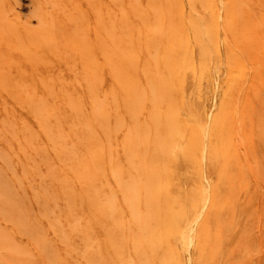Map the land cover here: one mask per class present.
<instances>
[{"label": "rangeland", "instance_id": "rangeland-1", "mask_svg": "<svg viewBox=\"0 0 264 264\" xmlns=\"http://www.w3.org/2000/svg\"><path fill=\"white\" fill-rule=\"evenodd\" d=\"M8 2L33 25L44 2L59 49L0 82V264H186L187 223L192 264H264V0Z\"/></svg>", "mask_w": 264, "mask_h": 264}, {"label": "bare ground", "instance_id": "bare-ground-1", "mask_svg": "<svg viewBox=\"0 0 264 264\" xmlns=\"http://www.w3.org/2000/svg\"><path fill=\"white\" fill-rule=\"evenodd\" d=\"M46 2V1H45ZM0 3L4 6V14L5 15H9V16H11L10 18H7L6 20H5V22H3V24H0V82H3V84H9V83H17V82H19L20 80H22V81H27V80H32V79H36V76H35V70H36V67L38 66V65H40V64H42V63H45V62H49V57H51L52 56V54H54V52H58V49H59V47H57V44L54 42V36H53V33H52V24H54V23H51V21L49 20V16H50V11H48L47 10V7H46V5L44 4V2H43V4H42V6H44V8L42 9V10H40L38 13H37V20H36V25H33V24H31L32 22H31V20H28V21H23V20H21V19H18L16 16H14V14H13V8L11 7V5H10V3L8 2V0H3V1H1L0 0ZM49 3V2H48ZM47 3V4H48ZM55 4V3H54ZM48 6V5H47ZM167 9V8H166ZM221 9L222 8H220V11H221ZM165 10V9H164ZM7 11V12H6ZM165 12H167V11H165ZM186 12V11H185ZM220 13H222V12H220ZM185 15V14H184ZM203 14H200V16H199V18L202 16ZM73 16V18H75V19H77V16L76 15H72ZM167 15H166V13H165V17H166ZM222 16V15H221ZM52 17V16H51ZM220 17V16H219ZM167 18V17H166ZM198 18V17H197ZM222 19V18H221ZM98 20H99V18H98ZM200 20H202V17H201V19ZM54 21V20H53ZM200 22H202V21H200ZM220 22V21H219ZM222 23H223V21H221ZM164 23H165V21H164ZM221 23V24H222ZM201 24H203V25H205L204 23H201ZM201 24H199V25H201ZM112 25V24H111ZM202 25V26H203ZM125 26H127V25H125ZM222 26H223V24L221 25V28H222ZM63 27V26H62ZM109 27V26H108ZM120 27V26H119ZM199 27H201V26H199ZM185 28V27H184ZM203 28H205V27H203ZM220 28V29H221ZM225 28V27H224ZM224 28H222L223 30H225ZM63 29V30H62ZM69 29L70 28H65V27H63V28H61L60 30H61V33H65L66 34V36H68V34H69ZM111 30V32L113 31V28H111V29H109V31ZM212 30V29H211ZM204 31H206V30H204ZM204 31H202L203 33H206V32H204ZM114 33V32H113ZM120 33V32H119ZM129 32H127V34H128ZM111 34V33H110ZM129 34H131V33H129ZM219 34V33H218ZM223 34H224V31H223ZM112 35H114V34H112ZM111 35V36H112ZM117 35V34H116ZM119 35V34H118ZM206 35V34H205ZM215 35V34H214ZM217 35V34H216ZM225 35H226V33H225ZM110 36V35H109ZM127 36V35H126ZM129 37H131V35L129 36ZM194 37V36H193ZM109 38H111L112 39V42H113V36L112 37H109ZM177 39V38H176ZM223 39V38H222ZM221 39V40H222ZM112 42L110 43V45H112ZM119 42H120V40H119ZM177 42V41H176ZM128 43V42H127ZM126 45V44H125ZM124 45V46H125ZM79 47V46H78ZM78 47H77V49H78ZM107 47H109V46H107ZM119 47V46H118ZM121 48V47H120ZM123 49H126V47H124ZM122 49V50H123ZM127 50V49H126ZM132 51V50H131ZM113 52V51H112ZM133 52V51H132ZM109 53V52H108ZM124 53V52H123ZM236 54V53H235ZM133 55V54H132ZM233 56H235V55H233ZM133 57V56H132ZM12 59H15V60H12ZM245 59V58H244ZM16 61V62H15ZM246 61V60H245ZM6 62H14L15 64L17 63V65H18V67L20 68V69H18L19 71V73H20V78L19 77H17L16 75L15 76H13V74L11 75V74H7V72L5 71V69H4V64L6 63ZM134 62V61H133ZM136 62V61H135ZM247 62V61H246ZM248 64V63H247ZM250 64V63H249ZM145 65V64H144ZM22 66H28V67H25L26 68V70L27 71H25V68L23 69V68H21ZM134 67H138V66H136V63H135V65H133ZM215 66V65H214ZM213 66V67H214ZM251 66V65H250ZM145 67V66H144ZM225 67V66H224ZM217 68V67H216ZM215 68V69H216ZM219 68V67H218ZM30 69V70H29ZM214 69V70H215ZM251 69V68H250ZM64 71V70H63ZM62 71V72H63ZM233 71H235L234 69H233ZM236 72V71H235ZM240 71H238V73H239ZM248 72V71H247ZM251 72V71H250ZM23 73V74H22ZM249 73V72H248ZM22 74V75H21ZM145 75H146V73H144ZM225 74V73H224ZM234 74V73H233ZM235 75H238V76H240V74H235ZM53 76H54V74H53ZM215 76H217V75H215ZM245 76H247V74L245 75ZM50 77V76H49ZM49 77H48V79H49ZM102 77V76H101ZM147 77V76H146ZM149 78H150V76H148ZM218 77V76H217ZM23 78V79H22ZM42 78V77H41ZM41 80V79H40ZM77 80H79L78 78H77ZM147 80V79H146ZM157 80V79H156ZM248 80V79H247ZM136 81V80H135ZM46 82V81H45ZM149 82H151V79H150V81H146L145 83H149ZM216 82V81H215ZM233 82L234 81H231L230 83L231 84H233ZM134 83H136V82H134ZM153 83V82H152ZM152 83H151V90L150 91H152L153 89H154V87L152 88ZM248 83V82H247ZM150 84V83H149ZM245 84V83H244ZM48 85H49V81H48ZM145 85V84H144ZM148 85V84H147ZM20 86H22L21 84H20ZM50 86V85H49ZM143 86V85H142ZM149 86V85H148ZM158 86V85H157ZM232 86H234V85H232ZM22 87H24V86H22ZM150 87V86H149ZM229 87V86H228ZM50 88V87H49ZM94 88V87H93ZM143 88V87H142ZM34 90H36V87L35 88H33ZM156 89H157V87H156ZM155 89V90H156ZM195 89V88H194ZM230 89V88H229ZM228 89V90H229ZM242 89V88H241ZM245 89L246 88H243V90L245 91ZM24 90V89H23ZM93 90V89H92ZM145 91L146 89L145 88H143L142 89V91ZM155 90H153L154 92H155ZM191 90V89H190ZM95 91V90H94ZM106 91V90H105ZM143 91V92H144ZM152 91V93L154 94V92ZM191 91H193V90H191ZM146 92V91H145ZM157 92V91H156ZM190 92V91H189ZM241 92V91H240ZM239 92V93H240ZM51 93V92H50ZM96 93V92H95ZM215 93V92H214ZM31 94V93H30ZM58 94V93H57ZM105 94H106V92H105ZM194 94H195V92L193 93V96H194ZM216 94V93H215ZM243 94H244V92H243ZM48 95V94H47ZM46 95V96H47ZM104 95V94H103ZM160 96H161V94H159ZM189 95H191V94H189ZM188 95V96H189ZM98 96V95H97ZM112 96H114L113 94H112ZM111 96V98H114V97H112ZM143 96V97H142ZM141 97H139V99H144V95H142ZM185 96V95H184ZM218 96V95H217ZM240 96V95H239ZM33 97V95H31V98ZM104 97H106V96H103L102 98H100V100L102 101V99H104ZM153 97V96H152ZM14 98V97H13ZM94 98H96V97H94ZM93 98V99H94ZM193 98V97H192ZM105 99H108L107 97L105 98ZM105 99H104V101H102V102H106L105 101ZM172 99H174V98H171V100ZM188 99H189V97H188ZM242 99V98H241ZM186 100V99H185ZM189 100H191V98L189 99ZM232 100V99H231ZM239 100H240V97H239ZM38 101V100H37ZM96 101V100H95ZM98 101V100H97ZM143 100H141V102H142ZM194 101V100H193ZM237 101H238V98H237ZM32 102V101H31ZM61 102V101H60ZM191 102L192 101H190V102H187L188 104H191ZM240 102H242V101H240ZM240 102H238V103H240ZM43 103H45V102H43ZM42 103V104H43ZM100 103V102H99ZM143 103V102H142ZM194 103V102H193ZM20 104V103H19ZM49 104V103H48ZM94 104V103H93ZM169 104V103H168ZM187 104V105H188ZM223 104V103H222ZM241 104V103H240ZM144 105V104H143ZM193 104H191V107H195L194 105L192 106ZM215 105V104H214ZM224 105V104H223ZM238 105V104H237ZM21 106V105H20ZM40 106V105H39ZM39 106H37V108H39ZM101 106V105H100ZM103 106V105H102ZM173 106V105H172ZM171 106V104H170V107H172ZM216 106V105H215ZM142 107V106H141ZM177 107V106H176ZM188 107V106H187ZM236 107V106H235ZM240 107V106H239ZM60 108V107H59ZM101 108V107H100ZM100 108H99V105L97 106V109H95V110H100ZM161 108V110L163 109L162 107H160ZM160 108H159V110H160ZM176 111H177V109L175 108V107H173ZM198 109V107H195V109ZM43 110H44V108H42ZM174 109H170V110H168L167 111V115L166 116H169L170 114H172L173 113V115L175 116V114H174V112H173V110ZM193 109V108H192ZM192 109H188V110H192ZM214 109V108H213ZM41 110V109H40ZM88 110V109H87ZM141 110V109H140ZM174 110V111H175ZM217 110V109H216ZM237 111H238V106H237V109H236ZM89 111V110H88ZM101 111V110H100ZM99 111V112H100ZM169 111H171V113H168ZM96 112V111H95ZM160 112V111H159ZM193 112V115H192V119L194 118V122L196 123V122H198L199 121V116H200V118H201V116H202V114H198V111L196 112L195 110H193L192 111ZM100 113H102V112H100ZM190 113V112H189ZM200 113H201V111H200ZM178 114H180V113H178ZM98 115H103V114H98ZM104 115H107L106 113H104ZM148 115H149V113H148ZM191 115V114H190ZM211 115V114H210ZM91 116V115H90ZM185 116V115H184ZM207 116H209V114H207ZM236 116V115H235ZM102 117H104V116H102ZM106 117V116H105ZM149 117H150V115H149ZM210 117V116H209ZM208 117V118H209ZM106 118H108V117H106ZM169 118V117H168ZM90 119H91V117H90ZM151 119V118H150ZM157 119V118H156ZM169 119H171V118H169ZM175 119H176V117H175ZM238 119H239V116H238ZM92 120H93V118H92ZM95 120V119H94ZM106 120H108V119H106ZM208 120V119H207ZM217 120V119H216ZM240 120V119H239ZM109 121V120H108ZM158 120H156V123H158L157 122ZM172 121H174V117H173V120L171 119V122ZM176 121H177V119H176ZM203 121V119H201V122ZM206 121V120H205ZM236 121H238V120H236ZM103 121L101 120V123H102ZM117 122V121H116ZM118 122H119V119H118ZM152 122V121H151ZM188 122H190V121H188ZM208 122V121H207ZM122 123V122H121ZM123 123H124V121H123ZM167 123H168V121H167ZM110 124V123H109ZM136 124V123H135ZM168 124H170L171 125V123H168ZM174 124V123H173ZM209 124V123H208ZM237 124V123H236ZM38 125H39V123H38ZM87 125V124H86ZM121 125H123V124H121ZM147 125H149L148 124V122L146 123V126ZM169 125V126H170ZM199 125V124H198ZM207 125V124H206ZM77 126V125H76ZM127 126V125H126ZM136 126H137V124H136ZM156 126H157V124H156ZM172 126V125H171ZM165 127L166 128V130H169L170 132H175L176 130H171L173 127ZM178 126V125H177ZM180 126V125H179ZM204 126V125H203ZM208 126V125H207ZM211 126V125H210ZM209 126V127H210ZM40 127V126H39ZM89 127V126H88ZM205 127V126H204ZM117 128V127H116ZM127 128H129V127H127ZM142 128V127H141ZM171 128V129H170ZM177 128H179V127H176L175 129H177ZM211 128V127H210ZM93 129V128H92ZM132 129V128H131ZM153 129V128H152ZM164 129V128H163ZM180 129V128H179ZM179 129H177V130H179ZM142 130V129H141ZM202 130V129H201ZM204 130V129H203ZM206 130H207V128H206ZM131 131V130H130ZM150 131V130H149ZM169 131H167V132H169ZM181 130H179L178 132H180ZM237 131V130H236ZM238 131H239V129H238ZM138 132V131H137ZM166 132V133H167ZM169 132V133H170ZM182 132V131H181ZM181 132L179 133L180 134V136H182L183 137V134L181 135ZM208 132V131H207ZM141 133V132H140ZM150 133V132H149ZM161 133V132H160ZM165 133V132H164ZM175 133H177V132H175ZM202 133H203V131H202ZM238 133V132H237ZM236 133V134H237ZM241 133H242V131H241ZM131 134V133H130ZM135 134H137L136 132H135ZM139 134V133H138ZM145 134H146V132H145ZM207 134V133H206ZM235 134V135H236ZM142 135H144L143 133H142ZM148 135H150V134H148ZM148 135H146L147 137L146 138H148ZM159 135H161V134H159ZM238 135V134H237ZM241 135V134H240ZM129 136V135H128ZM132 136H134V135H132ZM157 136H158V134H157ZM239 136V135H238ZM242 136V135H241ZM127 137V136H126ZM153 137V136H152ZM162 137H163V134H162ZM165 137H167L166 135H165ZM243 137V136H242ZM129 138H130V136H129ZM143 138H145V137H143ZM156 138V137H155ZM150 140H148L149 142L148 143H150V141H151V138H149ZM160 139V138H159ZM205 139V138H204ZM238 139V138H237ZM239 139H241L240 137H239ZM243 139V138H242ZM177 140V139H176ZM176 140H174V141H176ZM109 141H110V139H109ZM160 140H158V142H159ZM139 142H141V141H139ZM152 142V141H151ZM155 142V141H154ZM162 142H166V143H168V144H170L169 142H167V140L166 141H162ZM237 142V141H236ZM238 142L241 144L242 142H243V140H242V142L241 141H239L238 140ZM237 142V143H238ZM142 143V142H141ZM176 143V145H177V141L175 142ZM187 143V142H186ZM205 143V142H204ZM244 143V142H243ZM46 144H47V142H46ZM71 144H73V145H71ZM71 144H69V145H71V146H74V143H71ZM147 144V143H146ZM159 145V147L161 146V148H162V144H158ZM163 145H166L165 143L163 144ZM205 145V144H204ZM244 145V144H243ZM51 146V145H50ZM137 146V145H136ZM138 146H140V144H138ZM169 147H172V146H170V145H168ZM239 146V145H238ZM148 147V146H147ZM147 147H145L146 149H147ZM244 147V146H243ZM88 148H89V146H88ZM94 148V147H93ZM144 148V149H145ZM245 148V147H244ZM173 149V151H174V149H175V145H174V148H172ZM145 151V150H144ZM162 151H163V149H162ZM169 150H167V152H168ZM171 151V150H170ZM169 151V152H170ZM204 151V150H203ZM205 151H206V148H205ZM71 152V151H70ZM168 152V153H169ZM175 152V151H174ZM243 152V151H242ZM171 153V152H170ZM90 154V153H89ZM172 154V153H171ZM175 154V153H174ZM247 154V153H246ZM173 155V154H172ZM128 156H131V155H128ZM174 156V155H173ZM178 157V156H177ZM128 158V157H127ZM247 158H248V155H247ZM144 159V158H143ZM166 160V159H165ZM165 160H163V161H165ZM203 160V159H202ZM205 160V159H204ZM159 161V159L156 161V162H158ZM247 161V160H246ZM248 161H250L249 160V158H248ZM140 162V161H139ZM60 163V162H59ZM111 163V162H110ZM132 163V162H131ZM162 163H164L165 164V162H162ZM204 163H205V161H204ZM146 164V163H145ZM144 164V165H145ZM148 164V163H147ZM247 164V163H246ZM251 165V164H250ZM165 165L163 166V170H166L165 169ZM248 167H249V164H248ZM113 169V168H112ZM134 169V168H133ZM161 169V170H162ZM236 170H237V167L235 168ZM162 170V171H163ZM255 170V169H254ZM204 171H205V169H204ZM112 172L114 173L113 174V176H115V173H116V171L115 170H112ZM118 172L119 171H117V177H118V175H120V173L118 174ZM251 173V172H250ZM144 174V173H143ZM161 174H163V172L161 173ZM205 174V173H204ZM133 176L134 175H132V178H133ZM141 176H143V175H141ZM147 176H145V178H146ZM206 177V176H205ZM136 176H135V178H133V179H135L136 180ZM127 179V178H126ZM125 179V177H124V179H122V177H121V175H120V177H119V179L118 180H121V181H123V182H125V184H127V185H125V184H123V183H120L121 181H117V182H119L118 184L120 185V186H124L125 188H124V190L126 189V187H127V189L128 188H134L135 190L134 191H138L137 190V185H135V183L136 182H134V181H129V182H132V183H134L133 185H131L129 182L128 183H126L127 182V180ZM132 179V180H133ZM162 179V178H161ZM208 179H210V177L208 178ZM141 180V179H140ZM165 179H162L160 182H163ZM204 180H205V178H204ZM210 180H212V179H210ZM137 182L139 181L138 179L136 180ZM207 181V180H206ZM213 181V180H212ZM139 182H141V181H139ZM207 182H209V180L207 181ZM251 182V181H250ZM210 183V182H209ZM121 184H123V185H121ZM137 184V183H136ZM203 184H205V183H203ZM247 184V183H246ZM252 184V183H251ZM131 185V186H130ZM163 185V184H162ZM185 185H186V183H185ZM207 185V184H206ZM210 185V184H209ZM238 185V184H237ZM250 185V184H249ZM253 185V184H252ZM251 185V186H252ZM141 186V185H140ZM147 186V185H146ZM205 186V185H204ZM239 186V185H238ZM136 187V188H135ZM207 187V186H206ZM210 187V186H209ZM246 187H247V185H246ZM96 188H99V187H96ZM148 188V187H147ZM161 188H162V186H161ZM151 189V188H150ZM253 189H255V188H253ZM98 190V189H97ZM97 190L95 191L96 193H97ZM115 190V189H114ZM249 190V189H248ZM126 192H128V194H129V191H127V190H125ZM147 191H148V189H147ZM113 192L111 191V193L110 194H112ZM136 193V192H135ZM209 193V192H208ZM248 193V192H247ZM110 194H108L109 196H108V203H110V205H112L113 203H115V201H113L112 202V200H114V199H110V197L112 198V197H114L115 198V192L113 193V195H111L110 196ZM246 194V193H245ZM106 194H104L103 196H105ZM115 195V196H114ZM133 194H131V196H130V201H132V200H136V199H134L135 197H136V195L135 196H132ZM253 196V195H252ZM203 197V196H202ZM209 197V196H208ZM242 197H243V194H242ZM126 198H128V197H125V200L127 201V199ZM106 199L104 200V201H106ZM109 199H110V201H109ZM203 201H205V202H207V200H203ZM242 201V200H241ZM240 201V202H241ZM239 202V203H240ZM251 202V201H250ZM105 203H107V201L106 202H102V204L101 205H103V204H105ZM148 203V202H147ZM164 203V201H162V204ZM198 203H200V202H198ZM204 203V202H203ZM161 204V205H162ZM132 207H135V206H133L134 204H130ZM129 205V206H130ZM121 206V205H120ZM165 206V205H164ZM204 206V204H202V207ZM239 206V205H238ZM250 206H251V204H250ZM69 207V206H68ZM145 207H147V206H145ZM144 207V208H145ZM205 207V206H204ZM111 208H113V207H111ZM167 208H168V206H167ZM134 209V208H133ZM112 210V209H111ZM202 210H204V209H202ZM201 210V212H199L197 215H195L196 216V218L197 219H199L200 218V215L202 214V211ZM237 210H238V208H237ZM139 211V210H138ZM164 211V210H163ZM239 211V210H238ZM140 212V211H139ZM139 212H138V214L137 215H139ZM160 213V212H159ZM46 214H47V212H46ZM111 214V213H110ZM243 214V213H242ZM67 215V214H66ZM160 215H161V213H160ZM238 215H240V214H238ZM111 217H113L112 215H111ZM133 217H135L136 218V215H134ZM163 217V216H162ZM61 217H59L58 219H60ZM89 218V217H88ZM139 218V217H138ZM195 218V217H194ZM193 218V219H194ZM238 218V217H237ZM139 219H141V217L139 218ZM154 219V218H153ZM62 221V220H61ZM88 221V220H87ZM142 221V220H141ZM161 221H163V220H161ZM191 221H192V219H191ZM237 221H238V219H237ZM239 221H240V219H239ZM64 222V221H63ZM88 222H90V221H88ZM193 222V221H192ZM197 222V221H196ZM131 223V222H130ZM154 223H155V221H154ZM162 223V222H161ZM189 224V225H188ZM54 225V224H53ZM145 225V224H144ZM146 225H148V224H146ZM165 225V224H164ZM149 226V225H148ZM154 226H155V224H154ZM163 226V225H162ZM187 227H185V229H184V231H183V241H184V247H185V250H186V253H187V255H188V263H186V264H192L191 263V258H192V254H191V245L193 244V240H194V234H195V230H194V226L192 227V225H191V223H187V225H186ZM138 227H140V226H138ZM64 228V227H63ZM147 228V227H146ZM146 228H145V230H146ZM92 229V228H91ZM158 229V228H157ZM66 230V229H65ZM153 230H154V228H153ZM156 231V230H155ZM57 232V231H56ZM140 232V231H139ZM138 233V232H137ZM141 233H142V231H141ZM67 234V233H66ZM139 235H140V233H138ZM162 234H163V232H162ZM65 235V234H64ZM68 235V234H67ZM143 236V235H142ZM227 236V235H226ZM64 237V236H63ZM67 237V236H66ZM141 237V235L139 236V238ZM177 237H179V236H177ZM180 237H182V236H180ZM98 238V236L96 237V239L95 240H99V239H97ZM138 239V238H137ZM149 239H150V237H149ZM153 238H151V240H152ZM94 240V239H93ZM180 240V239H179ZM183 241H181V242H183ZM224 241V240H223ZM95 242V241H94ZM140 242H142V241H140ZM139 242V243H140ZM144 242V241H143ZM230 242V241H229ZM158 245V244H157ZM0 246H3L2 244L0 245ZM140 246V245H139ZM138 246V247H139ZM151 246V245H150ZM1 248V247H0ZM142 248H143V246H142ZM183 248V247H182ZM222 248H223V245H222ZM3 248H1L0 250H2ZM146 249H147V247H146ZM150 250H151V247H150ZM141 251H142V249H141ZM223 251V250H222ZM145 252V251H144ZM152 252V251H151ZM157 253V252H156ZM102 254V253H101ZM151 254V253H150ZM222 255H224L223 253L221 254V257H223ZM2 257V256H1ZM151 257V256H150ZM150 257H148L149 259H151V258H153V256L150 258ZM220 259H222V258H220ZM154 260V259H153ZM186 260V259H185ZM152 261V260H151ZM162 261V260H161ZM9 262V261H8ZM92 262V261H91ZM146 262H149V261H147V259H146ZM99 263V262H98ZM133 263H135V262H133ZM9 264V263H8Z\"/></svg>", "mask_w": 264, "mask_h": 264}]
</instances>
